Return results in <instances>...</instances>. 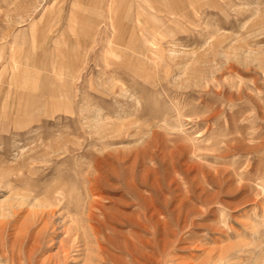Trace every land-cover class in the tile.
<instances>
[{"label":"rangeland","instance_id":"1","mask_svg":"<svg viewBox=\"0 0 264 264\" xmlns=\"http://www.w3.org/2000/svg\"><path fill=\"white\" fill-rule=\"evenodd\" d=\"M0 264H264V0H0Z\"/></svg>","mask_w":264,"mask_h":264},{"label":"bare ground","instance_id":"2","mask_svg":"<svg viewBox=\"0 0 264 264\" xmlns=\"http://www.w3.org/2000/svg\"><path fill=\"white\" fill-rule=\"evenodd\" d=\"M150 3H151V2H150ZM166 6L169 8L170 5H169V6L166 5ZM160 10H162V9H159V8H158L157 11L159 12ZM163 10H164V9H163ZM169 10H170V9H169ZM171 10H172V9H171ZM168 13H169V12H168ZM171 13H173V11H171ZM158 14H159V13H158ZM157 18H158V19L155 18L154 20H156V21H158V22H163V18H161V17L158 16V15H157ZM139 26H140V25H139ZM146 35H147V34H146ZM157 61H159V60H157ZM141 63L145 64V60H144L143 62H141ZM141 63H139V66H141ZM152 64H153V63H152ZM137 67H138V66H137ZM137 67H136V68H137ZM147 67H148V66H147ZM140 68H141V70H142V67H140ZM165 121H166V120H165ZM61 196H62V195H61Z\"/></svg>","mask_w":264,"mask_h":264}]
</instances>
